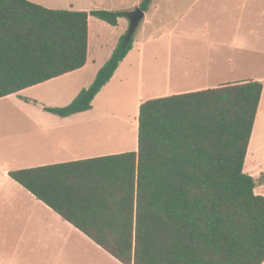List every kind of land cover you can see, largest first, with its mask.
Listing matches in <instances>:
<instances>
[{
	"label": "trees",
	"instance_id": "1",
	"mask_svg": "<svg viewBox=\"0 0 264 264\" xmlns=\"http://www.w3.org/2000/svg\"><path fill=\"white\" fill-rule=\"evenodd\" d=\"M129 14L0 0V99L84 68L90 17L117 26ZM127 35L88 88L44 109L91 110L133 48ZM263 89L249 80L148 99L137 151L10 175L123 264H263L264 194L244 169Z\"/></svg>",
	"mask_w": 264,
	"mask_h": 264
},
{
	"label": "crops",
	"instance_id": "2",
	"mask_svg": "<svg viewBox=\"0 0 264 264\" xmlns=\"http://www.w3.org/2000/svg\"><path fill=\"white\" fill-rule=\"evenodd\" d=\"M155 1H151V7ZM42 5L51 8L48 4ZM168 7L171 19L168 24L172 26L169 35L173 41L168 47L167 65L160 61L162 45L158 33L162 28H158L153 34L152 60L147 70L143 66L146 41L139 38L105 87L117 78L136 81L146 72L148 92L138 97L140 111L141 104L151 98L249 80L261 81L264 85V0H168ZM155 8L159 10V5L155 4ZM91 17L87 65L43 84L73 76L96 63L99 49L96 40L94 45L91 43ZM120 21L121 18L119 24ZM146 22L149 24L151 20ZM117 45L118 42L113 51ZM81 90L79 87L73 92L69 104ZM96 97L91 110L71 116L52 113L59 117L18 127L10 121L0 123V264H123L10 175L19 169L137 151L138 138L131 146H107V141L103 138L96 141L94 133L89 131L94 125L79 119L94 111ZM41 110L51 113L44 106ZM261 110H264V89L258 114ZM258 114L254 129L260 118ZM260 129L256 128L254 138L253 130L250 144L252 139L253 143L247 156L251 152L255 154L252 148L260 137L256 136L261 134Z\"/></svg>",
	"mask_w": 264,
	"mask_h": 264
},
{
	"label": "rangeland",
	"instance_id": "3",
	"mask_svg": "<svg viewBox=\"0 0 264 264\" xmlns=\"http://www.w3.org/2000/svg\"><path fill=\"white\" fill-rule=\"evenodd\" d=\"M48 4L51 9H106L131 13L135 11L144 0H35ZM179 2V1H178ZM182 3V1H180ZM155 4L159 5L156 10ZM154 6H150L144 20H142L139 29L134 33L133 45H137L138 39L142 38L146 41L145 57L143 66L147 70L149 62L152 60L150 51L153 49L154 33L158 28H162L158 35L162 45L160 53V61L167 65L169 61L168 47L173 39L169 35L172 28L169 25L168 0H156ZM181 7V6H178ZM151 22L147 24V20ZM130 28V18L125 16L121 18L120 24L114 27L107 22L92 16L91 17V43L97 42L99 54L96 63L90 67L65 78L55 80L54 82L33 87L23 91L18 95L9 96L0 100V123L10 121L16 127L23 126L27 122H39L54 116L52 113L41 112L42 107H64L70 102L73 92L77 88H87L96 79L98 70L111 57L114 46L119 43L120 33H126ZM139 46V45H138ZM94 50V47L92 48ZM139 59V52L136 53ZM137 59V60H138ZM258 71V69H257ZM146 74V72H145ZM144 74V75H145ZM134 82L128 81V78H117L108 87L97 95L95 100L94 111L87 117H80L83 122H89L94 127L89 131L95 135V140L107 141V146L117 145H134L138 138V122L139 110L137 108L138 97L146 94L149 83L145 76ZM107 112L109 115L107 116ZM113 113V114H111ZM116 115V118L114 116ZM260 118L254 129L261 127V134L254 142L255 154L251 152L245 162V171L251 174L257 183L256 191L264 194V110L259 112ZM111 118V119H110ZM261 125H258L259 122ZM20 128V127H19ZM96 140V141H97ZM117 143V144H116ZM253 143V139H252ZM250 144V149L252 147ZM115 144V145H114ZM109 150V149H107ZM111 150V149H110Z\"/></svg>",
	"mask_w": 264,
	"mask_h": 264
},
{
	"label": "water",
	"instance_id": "4",
	"mask_svg": "<svg viewBox=\"0 0 264 264\" xmlns=\"http://www.w3.org/2000/svg\"><path fill=\"white\" fill-rule=\"evenodd\" d=\"M144 16H145V11L141 7H138L135 11H133L129 14L130 28L128 31L127 39L125 41L126 43H128V41L134 35V33L136 32V30H137L141 20L144 18Z\"/></svg>",
	"mask_w": 264,
	"mask_h": 264
}]
</instances>
